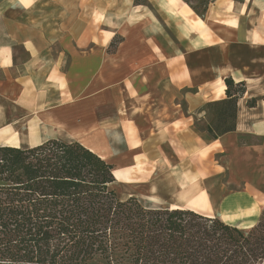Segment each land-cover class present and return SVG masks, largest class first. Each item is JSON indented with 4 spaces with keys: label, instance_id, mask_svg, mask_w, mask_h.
Masks as SVG:
<instances>
[{
    "label": "crops",
    "instance_id": "obj_1",
    "mask_svg": "<svg viewBox=\"0 0 264 264\" xmlns=\"http://www.w3.org/2000/svg\"><path fill=\"white\" fill-rule=\"evenodd\" d=\"M202 12L186 0H0V145L79 141L113 165L122 199L248 231L264 208V0ZM226 77L246 88L235 129L214 138L209 104L225 106Z\"/></svg>",
    "mask_w": 264,
    "mask_h": 264
},
{
    "label": "trees",
    "instance_id": "obj_2",
    "mask_svg": "<svg viewBox=\"0 0 264 264\" xmlns=\"http://www.w3.org/2000/svg\"><path fill=\"white\" fill-rule=\"evenodd\" d=\"M225 83V106L209 104L214 138L235 129L246 88ZM115 180L113 165L76 140L0 145V264H264V208L243 231L193 209L122 199Z\"/></svg>",
    "mask_w": 264,
    "mask_h": 264
},
{
    "label": "rangeland",
    "instance_id": "obj_3",
    "mask_svg": "<svg viewBox=\"0 0 264 264\" xmlns=\"http://www.w3.org/2000/svg\"><path fill=\"white\" fill-rule=\"evenodd\" d=\"M191 5L198 8L200 12L203 11L206 6V2H210V0H187Z\"/></svg>",
    "mask_w": 264,
    "mask_h": 264
}]
</instances>
